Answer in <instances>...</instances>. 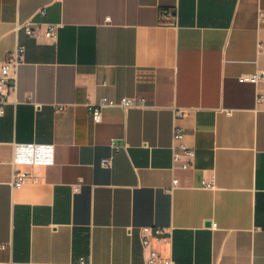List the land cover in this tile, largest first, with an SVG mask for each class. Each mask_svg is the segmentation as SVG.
Returning <instances> with one entry per match:
<instances>
[{
	"label": "crops",
	"instance_id": "0c3cea01",
	"mask_svg": "<svg viewBox=\"0 0 264 264\" xmlns=\"http://www.w3.org/2000/svg\"><path fill=\"white\" fill-rule=\"evenodd\" d=\"M261 14L264 0H0V69L25 47L0 116V264H144L151 249L264 264V79H242L264 69ZM28 18L57 36L16 28ZM125 96L147 105L93 119ZM175 124L188 169L173 168Z\"/></svg>",
	"mask_w": 264,
	"mask_h": 264
},
{
	"label": "built area",
	"instance_id": "2783aa9c",
	"mask_svg": "<svg viewBox=\"0 0 264 264\" xmlns=\"http://www.w3.org/2000/svg\"><path fill=\"white\" fill-rule=\"evenodd\" d=\"M41 13H45V10H41ZM261 17H264L261 14ZM46 25L45 34L47 37L55 38L58 33V28L60 24L56 23H44L41 21H37L33 18H28L26 20H22L17 23V29H23L28 34L32 36H37L39 31L41 30L42 26ZM258 52L264 53V46L262 42H258ZM24 55H25V47L21 44L17 45L13 50L8 52L5 55L3 60L1 69H0V116H2L5 112V105L10 101L11 97L15 96L18 91V71L20 66L24 62ZM244 80H250L254 82H258L264 79V69L258 70L252 74H244L242 76ZM258 101L264 100L263 94H258L257 96ZM121 104L124 108L130 107H144L146 106V100L143 97H123L120 101L115 100H107L102 98L99 102H96L90 105V110L93 116V119L96 122L102 120V112L103 108L109 105L114 104ZM183 115L181 110H175V119L179 118ZM186 132L182 126L179 124H175L173 128V168H182L188 169L191 166L193 157L195 156L194 148L189 146L186 143ZM112 159L105 158L103 160V165L111 166ZM27 175L23 172H15L12 179L13 187H20L24 183ZM174 185H178V179H174ZM207 186H213V184H207ZM213 227H216V224H213ZM147 231L148 229H144ZM143 231L141 233L142 241L145 248L150 246V236L147 232ZM131 232V229H130ZM165 230L163 228H155L153 230V234L157 238H162L164 235ZM152 234V231H151ZM2 248H8V243L1 244ZM83 263V260H81ZM10 264H28L25 262H16L11 261ZM144 264H176L175 261L171 257H162L155 249H151L148 255L145 257Z\"/></svg>",
	"mask_w": 264,
	"mask_h": 264
}]
</instances>
